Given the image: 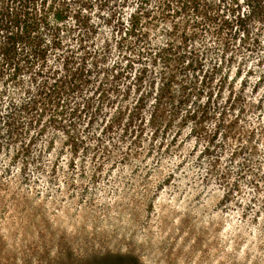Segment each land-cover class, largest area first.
I'll list each match as a JSON object with an SVG mask.
<instances>
[{"label": "trees", "instance_id": "16d2710c", "mask_svg": "<svg viewBox=\"0 0 264 264\" xmlns=\"http://www.w3.org/2000/svg\"><path fill=\"white\" fill-rule=\"evenodd\" d=\"M262 54L264 0H0V158L23 176L43 172L36 150L50 131L73 169L88 153L117 160L123 145L127 160L144 146L174 157L190 127L213 160L209 179L227 196L244 183L264 199L246 113L262 109L246 97L264 84ZM224 150L233 169H219ZM16 194L0 209L22 208Z\"/></svg>", "mask_w": 264, "mask_h": 264}, {"label": "rangeland", "instance_id": "374dc122", "mask_svg": "<svg viewBox=\"0 0 264 264\" xmlns=\"http://www.w3.org/2000/svg\"><path fill=\"white\" fill-rule=\"evenodd\" d=\"M253 86H246L248 103L262 109L246 113L259 130L254 168L264 173V84L259 94H251ZM191 132L184 127L174 157L144 146L127 160L123 145L117 160L88 153L73 169L69 153L61 155L63 135L50 131L36 150L43 172L31 166L26 176L1 156L0 180L11 189L0 197L10 204L17 191L23 204L0 209V264H264V199L244 183L242 193L227 196L209 179L213 160ZM228 150L220 170L234 168Z\"/></svg>", "mask_w": 264, "mask_h": 264}]
</instances>
